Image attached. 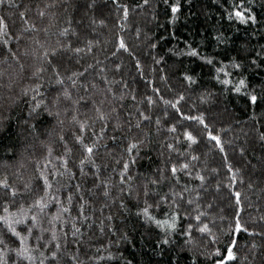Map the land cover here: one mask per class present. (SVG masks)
Wrapping results in <instances>:
<instances>
[{
    "label": "trees",
    "instance_id": "obj_1",
    "mask_svg": "<svg viewBox=\"0 0 264 264\" xmlns=\"http://www.w3.org/2000/svg\"><path fill=\"white\" fill-rule=\"evenodd\" d=\"M173 4L179 6L176 14L170 12ZM236 5L250 10L256 23L240 25L225 19ZM214 37H221L222 42ZM117 38L125 49L116 47ZM189 48L211 57L215 66L239 63L238 70L229 67L226 71L233 82L245 79V91L256 95L257 103L252 105L246 95L218 84L211 74L213 66L183 55ZM185 75L192 77L191 86ZM173 103H178V110L171 107ZM141 113L150 119L137 128ZM178 113L200 115L206 125L184 121ZM169 127L175 131L169 133ZM185 131L197 141L195 151H186ZM208 132L220 137L226 149L223 155L207 140ZM261 136L264 0H0V180L6 179L19 193L13 202L0 189V216L7 214L5 208L8 213L29 209L43 195L37 190L40 170L59 167L63 158L74 178L62 181L68 188L57 194L66 201L79 183L88 200L85 215L91 220L80 222V197L75 196L64 215L76 217L80 233L74 237L72 223L65 224L57 241L62 259L78 258L77 264H216L232 243L230 225L234 228L236 205L225 187L230 185L241 193L239 219L247 231L237 234L236 258L228 264H264ZM129 143H138L139 148L131 158ZM169 143L174 149L171 153ZM82 145H95L92 159L99 166L100 182H109L110 200L105 199L103 187L93 189L91 196L86 191L97 181L90 165L87 176L80 175ZM192 156L198 159L191 160ZM225 157L238 173L235 184H230ZM186 158L193 168L192 178L180 172L177 183L166 169ZM126 160L132 177L131 195L122 193L123 185L118 183ZM160 169H165L162 181ZM197 170L206 178L203 182L195 179ZM26 184L31 185V191L25 189ZM145 185L156 194L149 193L146 198ZM185 186L191 190L184 191ZM173 192L182 193L176 197L182 207L176 231L165 237L137 212L147 199L150 213L163 220L173 209ZM190 199L195 203L189 204ZM121 203L125 209L120 208ZM197 208L206 213L199 225H209L211 234L200 233L196 220L185 219L186 214L195 216ZM55 211V203L50 204L42 226H48ZM31 212L29 209L24 225L31 224ZM109 216L111 221L105 219ZM101 220L111 224V233L107 227L103 231L97 227ZM24 225L16 229L29 235ZM0 233V251L7 252L8 264H30L17 260L14 252L19 240L7 232L2 221ZM37 235L41 233L34 229L28 240L29 248L39 249L31 253L35 264H39L41 252L50 255L43 245L51 232L43 233L39 243ZM164 239L167 244L161 243ZM49 247L55 249V244ZM217 250L220 256L215 254ZM109 255L111 259H107Z\"/></svg>",
    "mask_w": 264,
    "mask_h": 264
},
{
    "label": "snow or ice",
    "instance_id": "obj_2",
    "mask_svg": "<svg viewBox=\"0 0 264 264\" xmlns=\"http://www.w3.org/2000/svg\"><path fill=\"white\" fill-rule=\"evenodd\" d=\"M170 12L172 14H176L179 12V6L177 4H173L170 7ZM125 16L127 14V10L125 9ZM228 21H232L233 19L240 25H247L249 22L252 24L256 23L255 16L253 13L248 10V9H241L239 5H236L233 10L227 14L225 17ZM214 39H217L219 42H222L221 37H214ZM116 47L119 49H125V44L122 40L117 38L116 41ZM183 55H188L190 57L194 58H199L202 63L206 65H211L213 66V71H212V77L213 79L216 80L218 84H221L224 86L225 89H227L229 86H231V91L234 94H240V95H246L247 96V101L255 105L258 101V97L254 94H248L246 93V82L244 78H240L238 81L233 82L230 79V73L226 71L227 68H233V69H239L240 64L233 62L231 64H224L223 62L220 63L219 66H215V62L211 57H204L201 56L199 51L195 48H189V51L187 53H183ZM255 63V61H253ZM221 73L223 74V78L221 79ZM184 80L188 82L189 86H191L192 83H194L193 79L189 75H185ZM155 92L156 90L153 89ZM67 95V93H65ZM183 99V97H181ZM167 103V102H166ZM149 104L151 105V101H149ZM173 109L178 110V103H173L171 105ZM181 117L182 120L184 121H191V122H198L199 125H206V119L200 115H183L182 113H178ZM150 117L145 116L143 113L140 114V120L137 122L135 125L137 128L140 127L141 121L143 120H149ZM180 121H177L179 123ZM157 124H159V120H157ZM85 125L82 123L80 125L81 131L84 130ZM117 128H119V124L116 125ZM169 133H173L175 131L174 128L169 127L168 129ZM184 140L188 143V147L186 151L192 152L195 151L194 145H196L197 141L194 139V136L189 134V132L185 131L183 133ZM261 140H264V136L260 137ZM207 140L210 142H214V147L215 149L219 150V153L223 155L226 151V149L222 146L221 139L218 135H213L211 132L207 133ZM77 141L80 142V138H77ZM180 143V141H177ZM139 143H142L139 142ZM169 152L171 153L174 151L173 145L169 143L167 145ZM83 148V153L84 157L83 159L80 160L79 162V172L81 177L87 176V171L86 168L87 166H91V168L95 169L96 172V184L93 185L92 189H86L88 192L89 196L94 195L93 189H99L103 187V195L106 200L111 199V194H110V186L109 182L105 181L103 183L100 182L99 178V166L96 165L95 161L92 159L93 153L95 151V145H82ZM133 150L138 151V143H129L128 144V154L129 157L131 158V154ZM178 155L184 156L183 152H179ZM198 158L196 156H192L191 160H197ZM224 167L227 168L228 174H229V179H230V184H235L236 183V178L237 174L236 172H233V169L228 166V160L225 157L224 158ZM60 169H63V171H60ZM130 169V164L129 161L126 160L123 165L121 170L119 171L118 175L121 177V179L118 181L120 185H123L121 187L120 191L122 193H127L131 195L132 193V187H131V180L132 177L128 175ZM168 172L171 173V177L175 178L177 180V183H179V178H178V173L183 172L185 175H188L189 178L191 179L192 176V165L190 161L186 158L184 162H179L177 161L176 163H173L170 168L166 169ZM215 171V170H213ZM161 172V181L165 178L164 172L165 169H160ZM74 178L73 171L69 169L63 158L61 159V163L59 167L56 165H51V168H46L40 170V175H39V187H38V192L42 190L43 195H39L38 198L34 200L32 204L29 205V209H32L31 212V224L30 225H24L25 219L29 217V209H24L21 207L19 213H8V209L5 208L4 211L7 213L4 216H0V221H2L6 226H7V232L11 233L13 237H16L19 240V247L16 248L14 255L16 256L17 260H27L30 262V264H35V257L31 254L33 251H39L38 248H29L28 246V240H29V235L33 234V230L37 229L41 233L46 232H51V236L47 242L44 243V247L48 249L50 255H47L43 252L40 253V258H39V264H68V261L71 260L72 264H77L78 258L73 259L71 256L68 257L67 260L62 259V254L60 251L61 245L57 243L58 239L60 238V233L65 232V224L71 222L72 223V235L75 237L78 233H80V229L75 226V220L76 217L72 216H65L64 214L69 212V205L73 203V199L75 196L80 197V203H79V208L81 210L80 213V222L83 223L85 220H91V216L85 215V209L88 205V200L85 198L83 195V190L80 186L79 183L75 185V192L70 193L67 200L63 201L61 200L60 196L57 194L60 192V190L67 189L68 188V183L62 181H71ZM195 179L198 181L203 182L206 178L201 174L200 170L196 171L195 174ZM153 184L157 183V181L153 180ZM40 184H42V189L40 187ZM145 191L144 195L147 198L149 196V193L155 195V189H149L147 185L144 186ZM225 187L229 188V191L231 192V196L235 198V205L236 207L234 208V215L236 217L235 219V225L234 228L230 225V230L232 232V243L228 244L226 252L223 254L222 259H218L216 261V264H228L229 261H233L236 257L233 252V248L235 246L236 242V236L238 233L241 231H247L246 228H244L240 222V215H241V209H240V204H241V193L239 191H234L232 190L230 185H225ZM251 187V185H249ZM0 189H3V192L5 195H10L12 198V201L14 202L15 197L19 194L16 190L12 189L9 187L7 180H0ZM25 189L28 191H31V185L26 184ZM190 187L185 186L184 191H190ZM176 197H182L181 192H173L172 193V204H173V209L170 210L169 212L165 213L164 219H158L154 215H152L149 211L151 205L147 203V199L145 200V207L142 209H139L137 212V216L142 218L145 223H152L155 224L157 228H159L165 235V237L172 235L177 228V221L179 218V211L180 205ZM55 203L56 205V211L51 215L50 218L47 220V225L48 226H42V221L45 219L47 216L48 208L49 205ZM195 203L194 200L190 199L189 204ZM157 207H159V202H157ZM121 209H125V205L123 203L120 204ZM196 215L193 217H189L187 214L185 215L186 220H191L194 219L198 222V231L200 233H209L211 234V230L209 228V225L203 224L202 226L199 225V222L201 220V217H204L206 213L204 211L195 210ZM105 219L111 221L113 218L111 216L106 217ZM223 219V217H221ZM57 221H59V225H57ZM17 225H24L27 228V232L29 235H21L19 231H17L16 226ZM91 227V225H90ZM102 231L105 227H107V231L109 233L112 232V226L111 224L105 225L104 221L101 220L100 224L97 225ZM188 228H192L191 222L188 224ZM187 235V231L184 233ZM249 235H252V233H248ZM41 235H37L35 237L36 241L39 243L41 241ZM215 239L214 235L212 237ZM65 240H67V237L65 235ZM3 241V233H0V242ZM55 244V249H52L49 247L50 244ZM77 243L79 241L77 240ZM162 244H167L168 240L164 239L161 241ZM255 247V246H254ZM217 256H220L221 253L219 250L215 253ZM66 256L67 253H64ZM107 259H111V255L107 257ZM0 264H8L7 261V252L6 251H0ZM79 264H83V262H79Z\"/></svg>",
    "mask_w": 264,
    "mask_h": 264
}]
</instances>
